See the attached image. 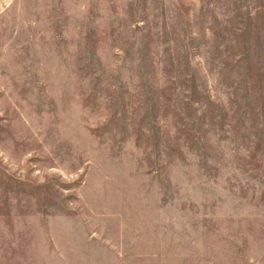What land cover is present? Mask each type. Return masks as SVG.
Wrapping results in <instances>:
<instances>
[{
	"label": "rangeland",
	"instance_id": "374dc122",
	"mask_svg": "<svg viewBox=\"0 0 264 264\" xmlns=\"http://www.w3.org/2000/svg\"><path fill=\"white\" fill-rule=\"evenodd\" d=\"M0 264H264V0H0Z\"/></svg>",
	"mask_w": 264,
	"mask_h": 264
}]
</instances>
